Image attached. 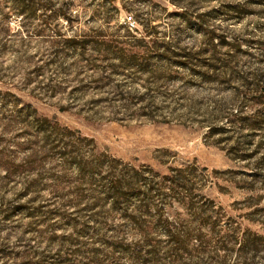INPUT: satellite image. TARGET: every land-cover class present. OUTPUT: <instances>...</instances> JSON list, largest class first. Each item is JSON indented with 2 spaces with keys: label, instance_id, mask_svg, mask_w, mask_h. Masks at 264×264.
<instances>
[{
  "label": "rangeland",
  "instance_id": "374dc122",
  "mask_svg": "<svg viewBox=\"0 0 264 264\" xmlns=\"http://www.w3.org/2000/svg\"><path fill=\"white\" fill-rule=\"evenodd\" d=\"M42 1L0 0V264H171L161 215L264 234V0Z\"/></svg>",
  "mask_w": 264,
  "mask_h": 264
},
{
  "label": "trees",
  "instance_id": "16d2710c",
  "mask_svg": "<svg viewBox=\"0 0 264 264\" xmlns=\"http://www.w3.org/2000/svg\"><path fill=\"white\" fill-rule=\"evenodd\" d=\"M11 4L10 12H15L16 14L27 17L35 18L38 15V10L47 9V4L43 3L42 0H9ZM112 4H115V0H111ZM189 0H171V3L176 8H181L186 11L177 12L176 15L184 19L188 14H191L188 10V5L194 7L193 2H187ZM185 2H187L185 4ZM71 5V4H69ZM125 11H134L135 14L129 15L132 19L140 16L139 5L135 2L129 4V6L124 5ZM104 17H107L106 12H103ZM52 16H62L68 19L69 16L64 12L62 8H59L54 13L50 14ZM47 17V16H46ZM154 16H147L148 22H151ZM215 36H211L210 40L214 41ZM230 46L232 52L229 51L228 56L231 58L235 57L236 47H240L242 44L238 43L232 44L229 41L220 42ZM219 54L218 52L213 53L212 59L216 61H221V58H215ZM226 67V65L222 66ZM217 68H212L211 71H216ZM245 86L250 88V92L253 96L247 97V93L243 94V97L248 100L254 101V103L264 104V75L260 76L259 79H245L243 80ZM234 119H230L229 122H240L246 118L239 115H234ZM124 179L112 178L109 180V185L107 186V191L110 193H117L118 189L122 187ZM193 216V214L191 215ZM225 216L216 213L211 216H206L203 221L198 220L200 224L199 228H192L188 225L190 222L195 221L192 217L186 222L179 218L173 217L172 220L168 216L161 215L159 217L158 223L161 225L163 232L167 236V243L170 245V249L167 252L168 257H170V263L175 264L181 260L184 253L190 254V256L206 255L210 262L219 261L220 264H226L229 257L234 256V261L232 264H250L247 261L248 256L252 254L256 256L261 252H264V234L251 231L249 229H243L238 224L229 222V220L224 218ZM148 245L149 244L148 242ZM152 253V250H149ZM264 264V262H262Z\"/></svg>",
  "mask_w": 264,
  "mask_h": 264
},
{
  "label": "built area",
  "instance_id": "2783aa9c",
  "mask_svg": "<svg viewBox=\"0 0 264 264\" xmlns=\"http://www.w3.org/2000/svg\"><path fill=\"white\" fill-rule=\"evenodd\" d=\"M128 22L133 24L134 20L129 16Z\"/></svg>",
  "mask_w": 264,
  "mask_h": 264
}]
</instances>
